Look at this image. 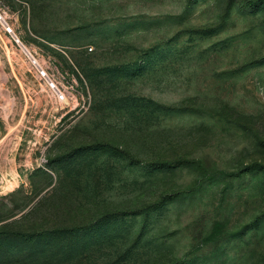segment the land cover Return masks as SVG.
Listing matches in <instances>:
<instances>
[{
  "label": "rangeland",
  "instance_id": "1",
  "mask_svg": "<svg viewBox=\"0 0 264 264\" xmlns=\"http://www.w3.org/2000/svg\"><path fill=\"white\" fill-rule=\"evenodd\" d=\"M0 12V264H264V0Z\"/></svg>",
  "mask_w": 264,
  "mask_h": 264
},
{
  "label": "bare ground",
  "instance_id": "2",
  "mask_svg": "<svg viewBox=\"0 0 264 264\" xmlns=\"http://www.w3.org/2000/svg\"><path fill=\"white\" fill-rule=\"evenodd\" d=\"M0 22H1V24L4 26V28H5V30H7L9 33H11V34H14V32H13V30H12V28L10 27V25L8 24V22H7V19H6V16L4 15V14H2L1 12H0ZM15 39H16V42H18L19 44H20V42H19V39H18V37L14 34V35H12ZM21 49H22V52L31 60V62L34 64V65H37V66H40V64H39V62L37 61V59L31 54V52L26 48V47H24L23 45L21 46ZM39 71H42L43 73H44V77H47L46 76V74H45V72L40 68L39 69ZM47 79V81H48V84H49V87L52 89V85L53 86H55L54 85V83L52 82V81H50V79L49 78H46ZM52 84V85H51ZM52 91H54V89H52ZM66 100H63L62 102H65ZM67 104V103H66ZM6 113V112H5ZM4 175V174H3ZM11 177H12V180L13 181H10L9 182V184H8V188H12L13 186H14V184H15V180H16V178H17V174H16V172H12L11 173ZM7 180V179H6Z\"/></svg>",
  "mask_w": 264,
  "mask_h": 264
},
{
  "label": "built area",
  "instance_id": "3",
  "mask_svg": "<svg viewBox=\"0 0 264 264\" xmlns=\"http://www.w3.org/2000/svg\"><path fill=\"white\" fill-rule=\"evenodd\" d=\"M40 75L42 77H44V73L42 71H39ZM52 85V84H51ZM52 89H54L55 91V95L56 97L61 101V100H64L65 99V95L63 93H61V91L56 87V86H53L52 85Z\"/></svg>",
  "mask_w": 264,
  "mask_h": 264
},
{
  "label": "trees",
  "instance_id": "4",
  "mask_svg": "<svg viewBox=\"0 0 264 264\" xmlns=\"http://www.w3.org/2000/svg\"><path fill=\"white\" fill-rule=\"evenodd\" d=\"M134 69H140V67H137V64L135 63V64H132V65H128L127 67H126V69H124V71H123V74L124 75H126V74H128L129 72H131L132 70H134ZM19 236H22V237H24V238H27V236L26 235H19Z\"/></svg>",
  "mask_w": 264,
  "mask_h": 264
}]
</instances>
